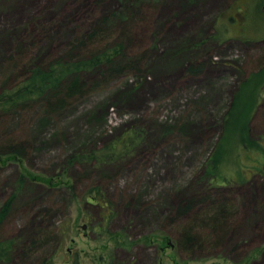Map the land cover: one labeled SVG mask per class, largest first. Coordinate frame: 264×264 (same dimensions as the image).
<instances>
[{
	"label": "rangeland",
	"instance_id": "1",
	"mask_svg": "<svg viewBox=\"0 0 264 264\" xmlns=\"http://www.w3.org/2000/svg\"><path fill=\"white\" fill-rule=\"evenodd\" d=\"M102 26L91 48L122 42L140 73L18 98ZM0 95V264H264V0H0ZM211 194L235 250L178 249L201 207L177 203Z\"/></svg>",
	"mask_w": 264,
	"mask_h": 264
},
{
	"label": "trees",
	"instance_id": "2",
	"mask_svg": "<svg viewBox=\"0 0 264 264\" xmlns=\"http://www.w3.org/2000/svg\"><path fill=\"white\" fill-rule=\"evenodd\" d=\"M245 28H247V25ZM124 31L128 32L129 30L124 29ZM106 33L107 28L102 26L95 28V30L84 38H78L72 41L65 54L51 63V65L54 63L52 71L43 69L40 66L35 67L26 81L27 85L17 93L18 98L27 93L32 94L37 90L38 92L41 90L49 92V99L52 97L53 103L59 105V103H64L70 96L78 93H85L86 85L80 83L78 78H75L77 73L81 70H87L90 69L91 66H95L99 68L100 76L106 77L110 74H123L131 67L137 69V64L139 63L136 60L125 58V46L122 42H118L114 46L105 45L101 50L99 49V51H97V47L95 48L96 50L91 48L95 46V39L101 40ZM138 70L140 73L141 69H137V71ZM187 70L189 73H201L204 70V65L199 62H190L187 66ZM64 80H67V86L62 89L61 85ZM243 90H245V86ZM239 93L241 94L243 92ZM9 98H11V95H0V103ZM237 100L238 96L235 97V105L230 111L229 117H232L233 110L235 109L234 107L237 105ZM132 136L131 132L123 134L118 144L114 146L119 145V147H121L126 145V143L131 140ZM16 146H10L12 149L9 150L8 153L11 152V154H13V152H16V154H19L21 150L17 149ZM219 191L217 190L216 193L219 194ZM10 203L11 202L7 203L8 208L11 206ZM196 207L201 208L197 209L189 217L188 220L190 224L185 226L182 236L179 238L180 243L178 244V249L184 250L182 248H185V250L193 249L192 251H195L202 250L208 246H212L213 248L222 246L224 248L230 247L231 250H235V246H228L223 242L224 238L231 234L235 228V216L227 210L228 206L224 198L221 199L211 194L206 197L195 195L192 198L182 199L177 203L176 213L183 216L188 214V212L192 213L191 210H195ZM6 212L7 211L2 214H6ZM3 252V248L0 247V258L3 257ZM73 264L81 263L75 261Z\"/></svg>",
	"mask_w": 264,
	"mask_h": 264
},
{
	"label": "flooded vegetation",
	"instance_id": "3",
	"mask_svg": "<svg viewBox=\"0 0 264 264\" xmlns=\"http://www.w3.org/2000/svg\"><path fill=\"white\" fill-rule=\"evenodd\" d=\"M240 13H241L242 15H245V14H246V12H244V11H243V12H240Z\"/></svg>",
	"mask_w": 264,
	"mask_h": 264
}]
</instances>
